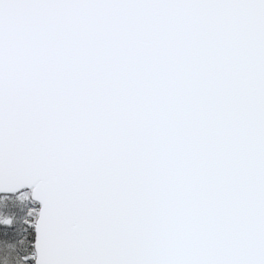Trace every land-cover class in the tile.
I'll use <instances>...</instances> for the list:
<instances>
[{"label":"snow or ice","instance_id":"snow-or-ice-1","mask_svg":"<svg viewBox=\"0 0 264 264\" xmlns=\"http://www.w3.org/2000/svg\"><path fill=\"white\" fill-rule=\"evenodd\" d=\"M0 264H264V0H0Z\"/></svg>","mask_w":264,"mask_h":264}]
</instances>
